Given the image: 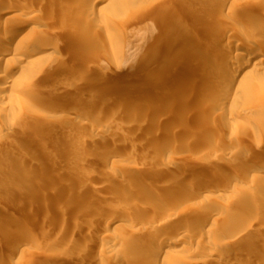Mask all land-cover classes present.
<instances>
[{"label":"rangeland","instance_id":"obj_1","mask_svg":"<svg viewBox=\"0 0 264 264\" xmlns=\"http://www.w3.org/2000/svg\"><path fill=\"white\" fill-rule=\"evenodd\" d=\"M76 1L0 0V12L4 11L0 16V21L6 23L5 25L9 28L17 26L25 29H23L25 31L24 35L27 38L17 41L13 49L19 44H24L26 46L25 53L27 54L24 53V56L29 58V61L32 60L41 66H48L51 63L54 64L55 61H59V63H62L60 65L65 67V69L57 67L52 71L51 77L59 81L56 85L42 84L43 86L31 87L30 93L34 95L28 94L29 97H20L15 89H6L5 93H13L14 96L16 94L22 100L17 103L16 107L12 101H7L6 106L0 105V208H5L13 213L15 221H18V224L26 229L25 232L27 230L31 231L27 234L22 233L23 231L21 234L18 232L8 233L7 235L0 233V235L2 234L0 244L1 242L4 243L1 244L0 264H31L29 262L31 256L35 257L34 264H95V261L104 255L108 257L109 252L102 248L103 243L108 242L104 239V236L106 238L104 231L101 229L92 230L89 224L98 216L99 209L105 205L106 198L110 195L120 197L118 191L122 188L130 190L129 194L131 191L134 194L131 193L132 198L129 201V209L127 208L129 212L132 210L133 215L129 216L132 213L126 214L125 212L119 214L121 217L125 213L124 215L128 216L127 220L130 219L129 217L132 220L127 221L123 215L119 219V225H122L123 229L120 228L119 232L117 230L114 233V239L118 240L117 245L113 248H118L115 252L119 254L121 261L126 259V261L134 264H154L156 259L153 262H145L143 260L145 255L142 250L135 248L137 251L134 252L132 244L139 245L141 243L146 245L155 233L154 228L151 227L152 224H148L153 222L161 224L167 216L166 213L172 208L175 209L177 205L176 210H173L181 216L178 215V220H180L174 221L175 224L180 225V229H182L181 227L185 229L187 222L192 221L198 232L196 234L193 228L194 231L191 230L190 232L195 233L197 236L193 234L195 236L192 235V241L190 239V241L188 240L183 244H177L179 239L176 234H164L165 237L170 236L171 239L169 249L173 253L172 258L175 260L173 264H233L232 260L236 251H238L236 255L242 252L249 260L252 259L246 264H264V257L263 261H254L255 257L264 256V216L256 220L249 213L255 207L264 208V191L260 187L263 181L260 179L261 175L259 176L256 173L247 174L242 168V164H247V162L260 168L264 165V98L260 96V92L264 90V77L258 81L259 84L256 88L253 87L251 91H248L250 97L247 94H239L233 105L208 104L206 107L208 115L206 118L204 117L207 122L203 124L195 120L201 116L199 115L201 104L198 105V102L207 100L208 95L213 91V86L221 78L220 73L225 69V63L223 62L226 59L221 60V62L219 60L221 56H218L217 53L233 52L235 44L238 42H247V44L252 42L251 44H253L258 39L255 38L258 35L256 33H259L260 37L264 36V0L261 3L259 2L261 4L259 10L261 11L258 10V20L257 18L250 19L251 21H248L249 25L240 14V12H243L240 7L244 6L245 0H231L235 3V7L229 13L217 12L221 0H121L119 11H116L113 6L104 11L113 17L114 24H111V28L115 36L106 34L105 29H100L102 32L99 31L90 22L84 23L82 21L84 15L89 11L88 8L91 7V0H86L79 8L76 18H73L71 12L72 8H75ZM235 15L237 19L234 17ZM222 21L224 24H222ZM212 22H215V24H212ZM252 28L254 29L252 30ZM259 30L262 32H259ZM178 37H183L185 40L188 37L195 38L196 41L189 39V41H186L188 45L187 43L183 45L185 47L181 48L180 52L178 51L179 54L177 52L174 57L167 54L161 55L162 57L158 58V62L152 61L151 65L150 62L160 47L171 44ZM26 40H29L27 45L25 44ZM197 44H201L205 49L201 52L202 54H199L195 62L192 61V67H189L191 58L196 53L198 54L197 50L199 48L197 47L199 46ZM124 49H130L131 52L136 51L138 53L131 61L130 66L132 68L133 66H141V71L139 70L128 77H125L127 72L124 75L123 72L118 74L117 70H114L116 69L115 62L128 59ZM262 49L264 47L261 48L262 52L258 55L254 51L250 53L264 57V50ZM240 52L245 55L244 57L250 54L245 49L240 50ZM213 62L216 65L219 63L220 66L215 67V65L212 70L208 69L213 65ZM162 63L168 66L165 68ZM20 64H13V71L14 69L16 71V68L18 70ZM169 65L171 67L167 69ZM172 65L175 66L172 67ZM191 69H198L199 78H202L200 80L203 86H199L198 89L209 86L210 91L206 96L190 90L187 86L191 78L187 74L192 71ZM161 70L162 72H160ZM84 74L86 75L85 81L80 82ZM148 77L150 78L148 79ZM143 78L148 80L145 81ZM157 78L161 82L164 80V85L171 82L170 84L176 85L175 87L181 89L186 95L191 94V99L186 102L187 111H183L182 105L179 106L182 103L178 102L179 95L174 99L178 102L174 109H178L177 112L186 113L184 116L185 121L188 118H190L188 122L194 119L195 121L191 120L193 128H188L189 125L186 124L176 125L179 121L174 119L173 116L170 120V114L167 111L170 108L168 106L170 100H168V94L166 91L164 92V89L156 99V102L160 103L161 106L159 104L160 107L154 108L153 111L144 108L138 114L133 113V107L119 110L115 106H111V109L107 105L108 100L111 98H119L121 106L134 99V97L140 98L141 95L130 96L132 89L137 85L140 87ZM228 78L227 75L224 79ZM74 81L78 85L87 86V90L81 94H70L72 85L75 86ZM42 83L44 82L42 81ZM66 89L70 90L67 91ZM35 93L46 95V100L38 102L33 97ZM90 93L91 95H89ZM141 97L146 100L145 96ZM31 98L33 99L31 100ZM243 113L254 116L258 121L243 118L241 116ZM108 114H110V120L106 116ZM221 115L223 118H221ZM201 118L203 119V117ZM156 122L158 124H155ZM99 128L105 132L108 129L113 131L114 134L111 138H105L103 137L105 132H94L95 129ZM153 129L154 132H152ZM170 129L171 132H169ZM162 134V141L158 142ZM110 139L116 143L114 149H117L115 151L119 153L118 155L122 159L118 157L113 159L110 158L109 153L105 154L109 151L104 152L103 146ZM23 141H30L31 143L27 150L21 151L19 148L16 151L10 150L11 145ZM50 144H57L55 145L57 147L54 148L57 149V152L53 150V155H56V153L60 155L62 151H72L71 153L77 156L74 158L78 159L79 157L81 160L79 166L81 169L78 171L79 164L74 162L67 163L62 168L60 167L59 170L61 171L57 170V173L55 171H49V174L46 173V166L49 161L43 160L40 150ZM248 155L252 157L250 160H247ZM167 163L173 164L172 169L169 170L170 173L165 171ZM183 169L188 171L181 174L180 171ZM113 171L116 172L115 174L130 172L132 181H119L117 175H113ZM188 172L192 173L191 176H188ZM111 173L113 174L111 175ZM68 174L73 175L72 178L69 176L72 180L68 177ZM25 178L27 182L24 183ZM200 178L207 184L204 185V188L192 191L191 186L195 185L196 180H200ZM231 181L233 182L231 183ZM259 181L260 183H258ZM170 182H174L172 186L176 185L177 187L176 189L173 186L174 195L168 201V204L172 206L166 207V204H164L156 206L157 208H151V202L156 203L155 199L141 201L140 206L142 207L138 209L133 206V201L137 198H134L136 193L139 196V190L143 191V187H145L144 190L147 191V187L148 191H153L158 195L161 188L166 184H170ZM235 186L240 187L239 189H233ZM248 187L252 188L253 194L252 192L249 193ZM247 188L248 191H246ZM134 190H138L139 193ZM187 195H191V197L187 198ZM3 199H6V202ZM172 199L175 200V207H173ZM147 205L150 207H147ZM144 207L146 208L144 209ZM150 208L153 210H150ZM229 209L234 211L229 212ZM156 210L158 212L164 211L158 213ZM156 212L158 215H156ZM152 213H156L155 215L158 216L159 221ZM234 213L237 215L235 218H233ZM122 218L125 222L120 221ZM160 218L163 221L160 222ZM201 219L203 221H200ZM46 220L50 222L47 223ZM78 226H80V229ZM114 226L116 227V225ZM114 226L112 228L115 229ZM248 226H252V228L248 229ZM244 229L247 230L243 231L244 234H241L239 238L238 234ZM76 230L78 231L76 232ZM1 237L3 238L1 239ZM85 237L89 238L85 239ZM20 238L22 239L20 240ZM15 239L20 240L18 244L14 242ZM203 239H206L205 241L210 239L214 243L213 245H205ZM87 241L90 244L86 245ZM124 244L125 247L123 248L122 245ZM5 246H7V249ZM128 246H131V252L127 249ZM80 247L84 248L83 252L85 253L81 257L82 260H73V257H75L74 252ZM209 251H214V253L210 252L209 255ZM9 252H13V256L6 255ZM160 260L159 264H162L163 261ZM109 264H115V262L110 261Z\"/></svg>","mask_w":264,"mask_h":264},{"label":"bare ground","instance_id":"obj_2","mask_svg":"<svg viewBox=\"0 0 264 264\" xmlns=\"http://www.w3.org/2000/svg\"><path fill=\"white\" fill-rule=\"evenodd\" d=\"M85 1L86 0H77L76 1V4H75V8H72L73 10H72V12H71V15H72V17L73 18H76V16H77V12H78V10H79V8L80 7H82L81 5H83V3H85ZM92 2H91V7L90 8H88V12H87V14H85L84 15V17L82 18V21H84V23H88V22H90V23H92V24H94L95 26L94 27H96L99 31H101L100 29H102V30H104L105 32H106V34H110V35H114L115 36V34H114V31H113V29L111 28V24L114 22V20H113V17L112 16H110V15H108V14H106V12H104L106 9H108V8H110L111 6H113L114 7V9L116 10V11H119L120 10V8H121V5L119 4L120 3V1L121 0H91ZM263 0H248V1H246L245 0V4H243L244 6H239L241 9H243V12L241 13L240 12V14L244 17V19H245V22L247 21V23H248V21L250 20V19H253V18H257V13H258V10H259V5H261V4H259V2L261 3ZM235 7V3L233 2V1H231V0H221V5H220V7H219V9H217V12H220V13H225V12H227V13H229V12H231L232 10H233V8ZM3 10V9H2ZM115 11V12H116ZM238 11H240L239 9H238ZM259 11H261V10H259ZM2 12H4V11H2ZM2 12H0V16H1V14H3ZM117 13V12H116ZM235 13V12H234ZM219 14V13H218ZM264 14V13H263ZM263 14H261V15H263ZM259 15H260V12H259ZM229 16V15H228ZM240 16V15H239ZM220 17V16H219ZM234 17H236V15L234 16ZM233 17V18H234ZM217 19H218V17H217ZM236 19H237V17H236ZM235 19V20H236ZM238 19H239V17H238ZM243 19V20H244ZM260 19V18H259ZM264 19V18H263ZM0 20H1V18H0ZM219 20V19H218ZM220 20H222V19H220ZM241 20V19H240ZM257 20H258V18H257ZM237 21V20H236ZM239 21V20H238ZM251 21V20H250ZM249 21V22H250ZM219 22V21H218ZM263 22V21H262ZM6 23H3L2 21H0V105L2 106V105H4V106H6V102L7 101H12L13 102V105L16 107L18 104L17 103H19L20 102V100H22V98L20 99V97L22 96H30V95H28V94H31V95H34V94H32V93H30L31 92V87H34V86H43L44 84L46 85H56V83L57 82H59L58 80H56L55 78H53V77H51V75H52V71H54V69H56L57 67H62V69H65V67L62 65H60V64H62V63H59V61H55V63L54 64H50V65H48V66H41V65H38V64H36L34 61H32V60H30L29 61V58H27V57H25L24 56V53H25V49H26V46H24V44H19V45H17V47L15 48V49H13V46L15 45V43L17 42V41H20V40H25L27 37H25V29L24 28H19V27H17V26H11L10 28L9 27H7L6 25H5ZM114 24V23H113ZM212 24H215V22L213 23L212 22ZM219 24H221V22H219ZM222 24H224V22L222 21ZM248 25H249V23H248ZM247 25V26H248ZM254 25H255V23H254ZM113 26V25H112ZM244 26V25H243ZM257 26V25H256ZM95 28V29H96ZM261 28V27H260ZM24 29V30H23ZM96 29V30H97ZM254 28H252V30H253ZM264 29V28H263ZM262 29V30H263ZM261 30H259V32H260ZM102 32V31H101ZM104 32V33H105ZM250 32V31H249ZM255 32V31H254ZM253 32V33H254ZM262 32V31H261ZM194 33V32H193ZM242 33V32H241ZM252 33V34H253ZM256 33V32H255ZM264 33V32H263ZM27 34V33H26ZM246 34V33H245ZM248 34H250V33H248ZM247 34V35H248ZM256 34H258L257 36H256ZM255 34V38H258L257 39V41L255 40L254 41V43L253 44H247V42H238V43H236L235 44V47H234V51L232 52V51H226L225 53L224 52H221L220 54L219 53H217L218 54V56H221L220 58L221 59H219L220 61L222 60V61H224L223 59H226V61H224L223 63H225L224 65H225V69L220 73L221 75V78L219 79V81L213 86V91H212V93L211 94H209L208 95V97H207V100L205 101V100H203V101H205V102H203V101H199L198 102V105H200L201 106V108H200V110H199V112H200V114L199 115H201L200 116V118H198V119H195V120H197V121H199V123H203V124H205L206 122H207V119H205L206 118V116L208 115V111H207V109H206V107H207V105L208 104H212V105H219V106H225V105H233L234 104V102L236 101V98H237V95H239V94H243V95H248V97H250V93L248 94V91H251V88H253V87H257L258 86V84H259V80H261L263 77H264V57H261V56H256V55H258L259 53H261L262 51H261V48L262 47H264V36H261L260 37V34L259 33H256ZM24 35V36H23ZM117 35V34H116ZM241 35V34H240ZM264 35V34H263ZM250 36V35H249ZM248 36V37H249ZM113 37V36H112ZM185 38V37H184ZM197 38V37H196ZM243 38V37H242ZM189 39H191V38H187L186 40L185 39H183V37L181 38V37H178V38H176L170 45L168 44V45H165V46H162V47H160V49L158 50V52H157V54L153 57V59L151 60V62H150V64L152 65V61H154V62H158V58L162 55H164V54H167V55H172L173 57L174 56H176V54H177V52L181 49V48H183V47H185V46H183V45H185L187 42L186 41H189ZM192 40H194V41H196L195 40V38H193V39H191V41ZM245 40V39H244ZM251 40H252V38H251ZM242 41H243V39H242ZM199 42V41H198ZM197 42V43H198ZM27 43H29V40L27 41L26 40V45H27ZM196 43V42H195ZM187 45H188V43H187ZM190 45V44H189ZM198 45V44H197ZM201 44H199L198 46L199 47H197V48H199V50H197L198 51V54L196 53H194L195 55L191 58V64H190V66L189 67H192V65H193V62H195L197 59H198V57H199V54L202 52V51H204V49H205V47L204 46H200ZM191 46V45H190ZM207 47V46H206ZM187 49V48H186ZM186 49H185V51H186ZM242 49H245L248 53H250V52H252V51H254V52H256L257 54L255 55L254 53L252 54V53H250V54H248L246 57H244L245 55L242 53V52H240V50H242ZM207 50V49H206ZM262 50H264V49H262ZM138 51V50H137ZM180 52V51H179ZM179 52H178V54H179ZM124 53L125 54H127L128 56V59L126 58L124 61H123V59L122 60H118V62H115L116 63V69H114V70H117V73L118 74H120V73H124V75H125V73L127 72V74L125 75V77H128V76H131V74H134L135 72H138L140 69H141V66L139 67V66H133V68L130 66L132 63H131V61L134 59V57L138 54L136 51H132L131 52V50L129 49V50H126V49H124ZM123 53V54H124ZM187 53V52H186ZM26 54V53H25ZM202 54V53H201ZM216 54V55H217ZM27 55V54H26ZM161 56V57H162ZM171 57V56H170ZM169 57V58H170ZM217 57V56H216ZM61 58V57H60ZM59 58V59H60ZM164 59H165V57H163ZM172 58V57H171ZM181 58H182V56H181ZM203 58V57H202ZM28 59V60H27ZM63 59V58H62ZM161 59V58H160ZM167 59V58H166ZM209 59V58H208ZM64 60V59H63ZM173 60V59H172ZM243 60H244V62H243ZM174 61V63H176L175 62V60H173ZM186 61V60H185ZM188 61V60H187ZM186 61V62H187ZM193 61V62H192ZM202 61V60H201ZM212 61H213V59H212ZM221 61V62H222ZM227 61H229L230 63H228ZM149 62V61H148ZM160 62H163V61H160ZM180 62V61H179ZM206 62H208V61H206ZM15 63H21L20 65H19V67H18V70H17V68H16V71H15V69H14V71H13V64H15ZM22 63H23V65H22ZM25 63V64H24ZM166 63V62H165ZM172 63V62H171ZM170 63V64H171ZM202 63V62H201ZM227 63V64H226ZM109 64V63H108ZM147 64V63H146ZM149 64V65H150ZM162 64H164V63H162ZM210 64V63H209ZM148 65V64H147ZM156 65H157V63H156ZM189 65V64H188ZM204 65V64H203ZM216 65V63L215 62H213V65H211L208 69H211L212 70V68H213V66H215ZM217 65H219V63L217 64ZM217 65L215 66V67H217ZM112 66V65H111ZM159 66V65H158ZM157 66V67H158ZM168 65H165L164 64V67L166 68ZM173 66H175V65H172V67ZM220 66V65H219ZM15 67V66H14ZM64 67V68H63ZM110 67V66H109ZM131 67V68H130ZM170 65H169V68H167V69H170ZM188 67V68H189ZM160 68H161V66H160ZM159 68V69H160ZM190 69V68H189ZM165 70V69H164ZM192 70V69H191ZM57 71V70H56ZM66 71H67V69H66ZM113 71V70H112ZM141 71V70H140ZM198 69L197 70H192V71H189V73L187 74V76H190L191 78H190V80L188 81V84H187V86L189 87V89L190 90H194L195 92H197L198 94H201V95H207L208 93H209V86H207V87H202L201 89H198L199 88V86H203V85H201V83H202V81L200 80V79H202V78H199V75H198ZM201 71V70H200ZM260 71V72H259ZM115 72V71H114ZM160 72H162V70L160 71ZM106 73V72H105ZM111 73V72H110ZM117 73L115 74V76L117 75ZM208 73V72H207ZM207 73H205V74H207ZM210 73V72H209ZM88 74H89V72H88ZM103 74V73H102ZM101 74V75H102ZM16 75V77H14ZM93 75V74H92ZM114 75V74H113ZM122 75V74H121ZM123 75V76H124ZM150 75V74H149ZM148 75V76H149ZM219 75V74H218ZM227 75H228V79H224L225 77H227ZM54 76V75H53ZM83 77V79L80 81V82H84L85 81V77H86V75L84 74V75H82ZM80 77V76H79ZM87 77H89L88 75H87ZM93 77V76H92ZM96 77V76H95ZM106 77V76H105ZM101 78V77H100ZM102 78H103V76H102ZM139 78V77H138ZM150 77H148V79H149ZM156 78V77H155ZM183 78H185V77H183ZM105 79V78H104ZM144 79V78H143ZM147 78H146V80L145 81H147L148 80ZM163 79V78H162ZM84 80V81H83ZM89 80V79H88ZM87 80V81H88ZM100 80V79H99ZM153 80V79H152ZM152 80H150V82L148 81V83H145V84H143V85H141L140 87H138V85L136 86V87H134V89H132L131 91L133 92H131V95L130 96H136V95H141V96H145L146 97V100H144V99H142V97L140 96V98H136V97H134V99H131V100H129V101H127V103H125L124 101L122 102L124 105L123 106H121V101H120V99L119 98H111V99H109L108 100V102H107V105L111 108V106H115V107H117V108H119V110L120 109H126V108H132L133 107V113L135 112V113H138L139 114V111L140 110H142V109H148V110H152L153 111V109L154 108H158V107H160L161 106V104H160V106H159V104L156 102V99H158V97H159V95L163 92V89H164V92L166 91V93L168 94V100H170V102H169V104H168V106L170 107V108H168V112H169V114H170V120H171V117L173 116L174 117V119H176V120H178L179 121V123H177V121H175L177 124L176 125H178V124H181V125H189V127L188 128H193V124H191L192 123V121L194 120V119H191L189 122H188V120L190 119V118H188V120L187 121H185L184 120V116H185V114L186 113H183V112H180V111H176V110H178V109H174V108H176L175 107V105L176 104H178V102H182L179 106H181L182 105V107L184 108L183 109V111H187V109L188 108H186L187 107V105H186V102L187 101H189L190 99H191V94L188 96V95H186L183 91H181V89H177L173 84H166V85H164V80H162V82L160 81V79H155L154 81H152ZM167 80V79H166ZM42 81L44 82V83H42ZM66 81V80H65ZM64 81V82H65ZM104 81V80H103ZM143 81V80H142ZM206 81V80H205ZM64 82H63V84H64ZM79 82V81H78ZM89 82V81H88ZM66 83V82H65ZM72 83V82H71ZM87 83V82H86ZM43 84V85H42ZM60 84V83H59ZM68 84H70V83H68ZM74 84H75V86L74 85H72V88H71V93L70 94H72V95H76V93H84V91L85 90H87V86L85 87V86H83V85H81V84H76L75 83V81H74ZM65 85V84H64ZM38 86V87H39ZM60 86H62V85H60ZM74 86V87H73ZM135 86V85H134ZM71 87V86H70ZM53 88V87H52ZM51 88V89H52ZM67 88H69V87H67ZM6 89H15V92L16 93H18L19 94V96H16V94H15V96L14 95H12V94H7V93H5V90ZM43 89H45V88H43ZM50 89V88H49ZM67 90V89H66ZM70 90V89H69ZM69 90H67V91H69ZM47 91V90H46ZM94 91V90H93ZM43 92V91H42ZM51 92H52V90H51ZM89 92V91H88ZM96 92H97V90H96ZM259 92H260V90H259ZM92 93V92H91ZM91 93L89 94V95H91ZM88 94V93H87ZM95 94V93H94ZM93 94V95H94ZM97 94V93H96ZM48 95V94H47ZM178 95H179V100H178V102L177 101H174V99H175V97H178ZM69 96V95H68ZM85 96V95H84ZM87 96V95H86ZM119 96V95H118ZM204 96V98L206 99V97ZM260 96L262 97V98H264V90H262L261 92H260ZM34 97V99L35 100H37L38 102H42V100H46L45 98H47L46 97V95H44V94H42V93H35V96H33ZM74 97V96H73ZM76 97V96H75ZM94 97H96V96H94ZM94 97H93V99H94ZM129 97V96H128ZM164 97V96H163ZM167 97V96H166ZM166 97H165V99H166ZM33 98H31V100H32ZM83 99V98H82ZM85 100H86V98H84ZM106 100H107V98H105ZM104 99V100H105ZM164 99V100H165ZM92 100V99H91ZM97 100V99H96ZM105 100V101H106ZM122 100V99H121ZM124 100V99H123ZM160 100H161V98H160ZM73 101V100H72ZM87 101V100H86ZM46 102V101H45ZM69 103H71V102H69ZM84 103V102H83ZM98 103V102H97ZM64 104V103H63ZM86 104V103H85ZM84 104V105H85ZM68 105H70V104H68ZM83 105V106H84ZM106 105V104H105ZM166 105V104H165ZM164 105V106H165ZM203 105V106H202ZM61 106H62V104H61ZM82 106V107H83ZM64 107V106H63ZM108 107V108H109ZM115 107H114V109H115ZM84 108V107H83ZM109 108V109H110ZM166 108V107H165ZM62 109V108H61ZM67 109V108H66ZM82 109V108H81ZM85 109V108H84ZM112 109V108H111ZM167 109V108H166ZM72 110V109H71ZM104 110V109H103ZM131 110V109H130ZM164 110V109H163ZM216 110V109H215ZM218 110V109H217ZM68 111V110H67ZM116 111V110H115ZM115 111H113V112H115ZM157 111V110H156ZM101 112V111H100ZM110 112H112V111H110ZM109 112V113H110ZM96 113V112H95ZM132 113V112H131ZM120 114V113H119ZM148 114V113H147ZM158 114V113H157ZM94 115V114H93ZM103 115V114H102ZM110 114H108V115H106L107 117H108V119L110 118V116H109ZM137 115V114H136ZM149 115V114H148ZM147 115V116H148ZM116 116V115H115ZM132 116V115H131ZM166 116V115H165ZM168 116V115H167ZM166 116V117H167ZM243 118H246V119H249V120H255L256 122L258 121L257 119H255V117L254 116H250L249 114H247V113H243L242 115H241ZM93 117V116H92ZM103 117H105V116H103ZM102 117V118H103ZM112 117V116H111ZM137 117H138V115H137ZM145 117V116H144ZM149 117V116H148ZM151 117H152V115H151ZM160 117V116H159ZM162 117V116H161ZM201 117H203V119L201 118ZM205 117V118H204ZM106 118V117H105ZM192 118V117H191ZM221 118H223V116L221 115ZM90 119H92V118H90ZM114 119V118H113ZM156 119V118H155ZM93 120V119H92ZM110 120V119H109ZM164 120V119H163ZM163 120H160V121H163ZM167 120H168V118H167ZM194 120V121H195ZM118 121V120H117ZM150 121V120H149ZM156 121V120H155ZM154 121V122H155ZM158 121V120H157ZM164 121H166V120H164ZM76 122V121H75ZM78 122V121H77ZM86 122V121H85ZM88 122V121H87ZM116 122V121H115ZM145 122H146V120H145ZM108 123V122H107ZM118 123V122H117ZM120 123H121V121H120ZM151 123V122H150ZM84 124V123H83ZM88 124H89V122H88ZM99 124V123H98ZM155 124H158L157 122L155 123ZM155 124H153V125H155ZM164 124V123H163ZM166 124V123H165ZM80 125H82V124H80ZM86 125H87V123H86ZM85 125V126H86ZM101 125V124H100ZM99 125V126H100ZM146 125V124H145ZM170 125H174V124H170ZM84 126V125H83ZM90 126V125H89ZM95 127V126H94ZM93 127V128H94ZM150 127H152L151 125H150ZM147 128H148V126H147ZM156 128V127H155ZM154 128V129H155ZM170 128V126L168 127V129ZM187 128V127H186ZM79 129V128H78ZM107 129V128H106ZM110 129V128H109ZM154 129H153V131L152 132H154ZM164 129H165V127H164ZM91 130H93V129H91ZM159 130V129H158ZM157 130V131H158ZM162 130V129H161ZM165 130H167V129H165ZM173 130H175V129H173ZM163 131V130H162ZM176 131V130H175ZM94 132H96V133H103V132H105L103 129H101V128H99V129H95V131ZM150 132V131H149ZM156 132V131H155ZM166 132V131H165ZM169 132H171V129H170V131ZM4 133V132H3ZM2 133V134H3ZM117 133V132H116ZM163 133V132H162ZM113 134H114V132L113 131H110V130H106V132L105 133H103V137H107V138H111V136H113ZM161 134V133H160ZM164 134V133H163ZM163 134L161 135V137L158 139V142H161L162 141V137H163ZM166 135V134H165ZM169 135V134H168ZM124 136V135H123ZM167 136V135H166ZM172 136V135H171ZM169 138V137H168ZM53 139H54V137H53ZM124 139H125V137H124ZM58 140H60V139H58ZM127 140V139H126ZM91 141V140H90ZM120 141H122V140H120ZM54 142V141H53ZM56 142V141H55ZM14 143V142H13ZM13 143H11V144H13ZM76 143H78V142H76ZM81 143V142H80ZM30 141L28 142V141H23V142H16V143H14L13 145H11V147H10V150H12V151H16V150H18V148H19V150H27L29 147H30ZM86 144H88V143H86ZM90 144V143H89ZM95 144V143H94ZM94 144H93V147H94ZM156 144H157V142H156ZM159 144V143H158ZM55 145H57V144H55ZM55 145H53V144H50V145H48L47 147H42V149L40 150L41 151V154H42V158H43V160H45V161H49V163H48V165L46 166V173H48L49 174V171H57V170H59V169H61L63 166H65V164H67V163H74V162H78V171H79V169H81V167H79L80 166V163H81V160L79 159V157H78V159L77 158H74V157H77V156H74L75 154H73V153H71V152H68V151H62V153L58 156L57 155V153H56V155H53L52 154V152H53V150H55L54 148L55 147H57V146H55ZM60 145H61V143H60ZM98 145V144H97ZM161 145V144H160ZM76 146V145H75ZM118 146V145H117ZM85 147V146H84ZM98 147V146H97ZM114 147H116V143H114L113 142V140H108V141H106V143L104 144V146H103V149H104V152H106V151H109V152H107V153H105V154H108L109 153V156H110V158H120L119 157V153L117 152V151H115V150H117V149H114ZM120 147V146H119ZM71 148V147H70ZM72 149V148H71ZM85 149V148H84ZM90 149V148H89ZM92 149V148H91ZM30 150V149H29ZM57 150V149H56ZM55 150V151H56ZM79 150V149H78ZM86 150V149H85ZM57 152V151H56ZM110 152H111V154H110ZM121 152H122V150H121ZM58 153H59V151H58ZM260 154H262V153H260ZM78 155V154H77ZM126 155V154H125ZM251 155V154H250ZM17 156V155H16ZM81 156V155H80ZM249 156V155H248ZM253 156V155H252ZM14 157V156H13ZM255 157V156H254ZM104 158H106V157H104ZM104 158H102V159H104ZM110 158H108V159H110ZM129 158V157H128ZM248 158V157H247ZM250 158H252V157H250L249 156V158L247 159V160H250ZM94 159V158H93ZM112 159V160H113ZM120 159H122V158H120ZM255 159V158H254ZM253 159V160H254ZM88 160V159H87ZM252 160V159H251ZM256 160V159H255ZM95 161V160H94ZM98 161V160H97ZM103 161H105V160H103ZM102 161V162H103ZM91 162V161H90ZM244 162V161H243ZM106 163V162H105ZM259 163V162H258ZM85 164V163H84ZM96 164H98V163H96ZM101 164V163H100ZM107 164V163H106ZM109 164H111V163H109ZM115 164V163H114ZM168 165H167V167H165V171L166 172H169V170H171L172 169V163H167ZM249 164V165H248ZM77 165V164H76ZM101 165H103V164H101ZM105 165V164H104ZM174 165H176V164H174ZM61 167V168H60ZM41 168V167H40ZM186 168V167H185ZM188 168V167H187ZM242 168H243V170H244V172H246L247 174H254V173H256V174H258L259 176L261 175V177H260V179H262L261 181H263L262 182V184H261V190H263L264 191V165H263V167L262 168H260L259 166H257V165H251L250 163H248L247 162V164L245 163V164H242ZM40 170V169H39ZM164 170V169H163ZM1 171V170H0ZM59 171H61V170H59ZM115 171V170H114ZM114 171H113V173H114ZM124 171V170H123ZM130 171V170H129ZM136 171V170H135ZM141 171V170H140ZM188 171V170H187ZM186 170H181L180 172H181V174L182 173H186L187 172ZM196 171V170H195ZM40 172V171H39ZM190 172V171H189ZM188 172V173H189ZM192 172V171H191ZM57 173V172H56ZM67 173H69V172H67ZM113 173H111V175L113 174ZM116 173V172H115ZM113 174V175H117V178L119 179V181H121V182H124V181H129V182H131L132 181V179H131V174H130V172L128 173V172H122V173H120V174ZM162 173V172H161ZM170 173V172H169ZM187 173V174H188ZM3 174V173H2ZM192 174V173H191ZM191 174L189 173L188 174V176L190 175L191 176ZM195 174V173H194ZM245 174V173H244ZM31 175H32V173H31ZM38 175V174H37ZM37 175H35V176H37ZM56 175V174H55ZM174 175V174H173ZM173 175H172V177H173ZM179 175V174H178ZM29 176V175H28ZM45 176V175H44ZM64 176V175H63ZM70 176V174H68V177ZM73 176V175H72ZM72 176H70L71 178H72ZM131 176V177H130ZM183 176H184V174H183ZM204 176V175H203ZM39 177V176H38ZM51 177V176H50ZM69 177V178H70ZM133 177H134V175H133ZM138 177V176H137ZM171 177V178H172ZM31 178V177H30ZM64 178V177H63ZM68 178V179H69ZM70 178V179H71ZM98 178V177H97ZM104 178V177H103ZM108 178V177H107ZM136 178V177H135ZM183 178V177H182ZM191 178V177H190ZM233 178V177H232ZM239 178V177H238ZM255 178V177H254ZM258 178V177H257ZM256 178V179H257ZM100 179V178H99ZM106 179V178H105ZM134 179V178H133ZM137 179V178H136ZM180 179H181V177H180ZM205 179V178H204ZM213 179V178H212ZM45 180V179H44ZM67 180V179H66ZM72 180V179H71ZM95 180H96V178H95ZM102 180V179H101ZM183 180V179H182ZM193 180V179H192ZM235 180V179H234ZM259 180V179H258ZM62 181V180H61ZM134 181V180H133ZM175 181V180H174ZM187 181V180H186ZM209 181H211V180H209ZM208 181V182H209ZM236 181V180H235ZM23 182L25 183V182H27L26 181V178L23 180ZM98 182V181H97ZM96 182V183H97ZM139 182V181H138ZM233 181H231V183H232ZM134 183V182H133ZM140 183H142V182H140ZM253 183V182H252ZM258 183H260V181L258 182ZM172 184H174V182L173 183H171L170 182V184H166V185H164L162 188H161V191H160V193L158 194V195H156L153 191L151 192V191H148V188L146 187V189H147V191L146 190H144V188L145 187H143L142 189H143V191H140L139 190V192H138V190L136 191V190H134V191H136V192H138L139 193V196L137 195V193H136V196L134 197V198H136L134 201H133V199H132V201L134 202V204H133V206L136 208V209H138V208H140V207H142V206H140V202L141 201H143V200H156L155 202L156 203H152L151 202V208L152 207H156V206H160V205H164V204H166V207H170V206H172V205H169L168 204V201L170 200V198H172L173 197V195H174V193H173V186H175V188L177 189V187H176V185H173L172 186ZM178 184H179V182H178ZM186 184V183H185ZM207 184V182H205V181H202L201 180V178H200V180H196V183H195V185H193V186H191L192 187V191H195L196 189H199V188H204V185H206ZM211 184H213V183H211ZM121 185H123V184H121ZM129 185V184H128ZM184 185V184H183ZM234 185V184H233ZM238 185V184H237ZM245 185V184H244ZM244 185H242V186H244ZM256 185V184H255ZM254 185V186H255ZM258 186H259V184H257ZM126 186V185H125ZM179 186V185H178ZM211 186V185H210ZM246 186H248V185H246ZM253 186V187H254ZM44 187V186H43ZM121 187H123V186H121ZM240 187V186H239ZM239 187L238 186H235L233 189H239ZM259 187V188H260ZM140 189H141V187H139ZM179 188H182V187H179ZM187 188V187H186ZM249 188V193H251L252 191V188L251 187H248ZM248 188H247V190L246 191H248ZM251 188V189H250ZM255 188V187H254ZM253 188V189H254ZM207 189V188H206ZM215 189H216V187H215ZM230 189H231V187H230ZM154 190V189H153ZM179 190V189H178ZM188 190V189H187ZM116 191V190H115ZM129 191L130 190H127L126 188H122L121 190H119L118 192V194L120 195V197H115V195L114 196H111L110 194V196H108V198H106V202H105V205H103V206H101L100 207V209H99V211L100 212H98V216L94 219V221L93 222H90V224H89V226L91 227L90 229H92V230H94V229H101V230H103L104 231V234L106 235V238H105V236H104V239L106 240V241H108V242H105V243H103V245H102V248L104 249V250H106L107 252H109V256L108 257H106V255H104L102 258H100V259H97V261H95V264H109V262L111 261V262H115V264L117 263V264H134V263H132V262H130V261H126V259H125V261H121L120 259H121V257H119V254H117V252H115V250H118V248H113L115 245H117V240L116 239H114L115 237H114V233L118 230V232H119V230H121V229H123V227H122V225H119L120 224V222H119V219L121 218V217H123V215L126 213H132L131 211L129 212V208H128V205L130 204V200H131V198H132V194H134V193H132V191H131V195L129 194ZM155 191V190H154ZM179 191H181V190H179ZM201 191V190H200ZM211 191H212V189H211ZM218 191V190H217ZM226 191V190H225ZM236 191V190H235ZM238 191V190H237ZM176 192V191H175ZM223 192V191H222ZM221 192V193H222ZM239 192H240V190H239ZM177 193H179V192H177ZM187 193V192H186ZM194 193V192H193ZM199 193V192H198ZM248 193V194H249ZM254 192H252V194H253ZM176 194V193H175ZM190 194V193H189ZM194 195V194H193ZM134 196V195H133ZM220 196H222L221 194H220ZM191 197V195H187V198H190ZM194 198H195V196H194ZM200 198V197H199ZM218 198H219V196H218ZM7 199V198H6ZM5 199V200H6ZM4 199H3V201L4 202H6ZM91 200V199H90ZM252 201H254L253 199H251ZM2 201V202H3ZM104 201V200H103ZM175 201V200H174ZM174 201H173V199H172V202H173V207H175V203H174ZM146 203L148 202V201H145ZM145 202H143V204H145ZM150 202V201H149ZM171 202V201H170ZM87 203V202H86ZM5 204V203H4ZM169 206H168V205ZM146 205V204H145ZM82 206V205H81ZM132 207V206H131ZM147 207H150V206H148L147 205ZM128 208V209H127ZM146 207H144V209H145ZM150 208V210H153V209H151ZM157 208V207H156ZM156 208H154V209H156ZM172 208V207H171ZM176 208H177V205H176V207H175V209L174 208H172V210H169L168 211V213H166V217L165 216H162V217H165L166 218V220H165V218H164V221L163 220H161V218H160V222L161 221H163V222H161V224H159V223H147L148 225H151V227L152 228H154V230H155V233H154V235L151 237V239L149 240V242L146 244V245H144V244H141V243H139V245L138 244H135V243H133L132 245H133V247H132V250L134 251V252H136L137 250H142V253H144V255H145V259H143V260H145V262H147V263H149V262H153L155 259H156V262L154 261V264H159V260L161 259V258H163V259H161L160 261L162 262V264H173L174 262H175V260H174V258H172V256H173V253L170 251V249H169V247H170V245H171V242H170V236L169 237H165V235L167 234V235H169V234H176V236L178 237V242H177V244H180V243H186L188 240L190 241V239H191V241H192V239H193V236H195L196 234H197V232L198 231H196V229H195V224L193 225L192 224V221L189 223V222H187V224L185 225L186 227H187V229H186V227H185V229L183 228V227H181L182 229H180L179 228V226L178 225H176L175 224V222L178 220V217L179 216H181V214L179 215L178 213H177V211H174V210H176ZM131 209V208H130ZM143 209V208H142ZM143 209V210H144ZM174 209V210H173ZM161 210V209H160ZM157 211V210H156ZM164 210H162V211H157L158 213H162ZM232 211H234V210H231V209H229V212H232ZM122 212H125L124 214H122L121 215V217L119 216V214H121ZM147 212V211H146ZM156 212V213H157ZM166 212V211H165ZM155 213V214H156ZM158 213L156 214V215H158ZM239 213V212H238ZM249 213H251L252 214V216H254V218L257 220V219H259V218H261V217H263L264 216V208H260V207H255V208H253ZM152 214H154V213H152ZM154 214V215H155ZM133 215V213L131 214V215H129V216H132ZM155 215V216H156ZM160 215V214H159ZM162 215V214H161ZM160 215V216H161ZM163 215H165V213H163ZM179 215V216H178ZM183 215V214H182ZM228 215V214H227ZM125 217H126V220H127V218H128V216L127 215H124ZM153 217V216H152ZM157 217V219H158V216H156ZM235 217H237V215H236V213H234V216H233V218H235ZM130 219V221L132 220V218L131 217H129ZM181 218V217H180ZM230 218V217H229ZM241 218V217H240ZM47 219V218H46ZM153 219V218H152ZM163 219V218H162ZM237 219V218H236ZM244 219V218H243ZM54 220V219H53ZM123 220V218L120 220V221H122ZM129 220H127V221H129ZM153 220H155V219H153ZM180 220V219H179ZM178 220V221H179ZM234 220V219H233ZM47 221V223H49L50 221H48V220H46ZM66 221V219L64 220V222ZM158 221H159V219H158ZM175 221V222H174ZM184 221H186V220H184ZM200 221H203L202 219L200 220ZM245 221V220H244ZM71 222V221H70ZM123 222H125L124 220H123ZM156 222V221H155ZM194 223V222H193ZM199 223V222H198ZM200 223H202V222H200ZM253 223V222H252ZM62 224H63V222H62ZM71 224V223H70ZM74 224H76L75 222H74ZM205 224V223H204ZM23 225H24V223H23ZM64 225V224H63ZM114 225H116V227L114 226ZM147 225V226H148ZM197 225V224H196ZM240 225V224H239ZM243 225V224H242ZM115 227V229L114 228H112V227ZM201 226V225H200ZM199 226V227H200ZM253 226V225H252ZM252 226H248L249 228L248 229H250V228H252ZM65 227H68V226H65ZM70 227V226H69ZM74 227V226H73ZM72 227V228H73ZM79 227V229H80V226H78ZM124 227H125V225H124ZM135 227V226H134ZM254 227V226H253ZM64 228V227H63ZM121 228V229H120ZM191 228V229H190ZM194 228V230H192ZM246 228V227H245ZM57 229V228H56ZM112 229V230H111ZM190 229V230H189ZM198 229V228H197ZM25 228L23 227V226H20L19 224H18V221H15V218L13 217V213H10V211H8L7 209H5V208H0V233H2L3 235H7L8 233H12V232H18L19 234H21V232L22 233H24L25 232ZM30 230V229H29ZM69 230V229H68ZM194 231V232H196V234L195 233H192V232H190V231ZM247 229H244V230H242L239 234H238V237L240 238V236H241V234H244V232L243 231H246ZM78 230H76V232H77ZM90 231V230H89ZM123 231V230H122ZM27 232H31V231H28L27 230ZM27 232H25L26 234H27ZM81 232V231H80ZM121 232V231H120ZM24 233V234H25ZM88 233V232H87ZM2 234L0 235V236H2ZM47 234V233H46ZM161 234H163L162 236H161ZM165 234V235H164ZM193 234H195V235H193ZM199 234V233H198ZM234 234V233H233ZM29 235V234H28ZM193 235V236H192ZM46 236V235H45ZM85 236V235H84ZM83 236V237H84ZM88 236V235H87ZM118 236V235H117ZM197 236V235H196ZM235 236V235H234ZM16 237V236H15ZM44 237V236H43ZM47 238H48V236H46ZM207 237V236H206ZM205 237V238H206ZM236 237V236H235ZM3 237H1V239H2ZM87 237H85V239H86ZM89 238V237H88ZM87 238V239H88ZM103 238V237H102ZM101 238V239H102ZM200 238H201V236H200ZM204 238V237H203ZM213 238V237H212ZM16 239H18V238H16ZM15 239V241L14 242H17V244H18V242L22 239V238H20V240H16ZM49 239V238H48ZM100 239V240H101ZM202 239V238H201ZM207 239V238H206ZM206 239H203L204 240V244L206 245H213V243H212V240L210 241V239L209 240H207V241H205ZM233 239H234V237H233ZM194 240H195V238H194ZM221 240V239H220ZM13 241V240H12ZM91 241V240H90ZM103 241V240H102ZM57 242V241H56ZM202 242V241H201ZM3 242H1V244H2ZM1 244H0V253H1ZM4 244V243H3ZM54 244V243H53ZM87 244H90L89 243V241H87L86 242V245ZM203 244V245H204ZM216 244V243H215ZM9 245V244H8ZM10 245H11V243H10ZM16 245V244H15ZM54 245H56V244H54ZM100 245V244H99ZM120 245H121V243H120ZM119 245V246H120ZM175 245H176V243H175ZM201 245V244H200ZM4 246V245H3ZM2 246V247H3ZM37 246V245H36ZM7 246H5V248H6ZM19 247V246H18ZM122 247L124 248L125 247V244L124 245H122ZM131 247V246H130ZM130 247L128 246L127 247V249L129 250V252H131L130 251ZM184 247V246H183ZM205 247V246H204ZM210 247H212V246H210ZM214 247V250H215V245L213 246ZM10 248V247H9ZM15 248H17V247H15ZM14 248V249H15ZM135 248H137V250L135 249ZM206 248H208V247H206ZM226 248V247H225ZM233 248V247H232ZM232 248H231V250H232ZM7 249V248H6ZM79 249V250H78ZM77 249V251L76 252H74L75 254V257H73L72 259L73 260H75L76 259V261H78L79 259H81L82 260V256H83V251H84V248H78ZM87 249V248H86ZM126 249V248H125ZM125 249H124V251H125ZM209 249H212V248H209ZM229 249V248H228ZM89 250V249H88ZM93 250V249H92ZM97 250H98V248H97ZM96 250V251H97ZM11 251V250H10ZM15 251V250H14ZM86 251V250H85ZM133 251H132V253H133ZM179 251H181V250H179ZM184 251V250H183ZM183 251H181V252H183ZM235 251V250H234ZM93 252V251H92ZM105 252V251H104ZM111 252V253H110ZM116 254H115V253ZM178 252V251H177ZM187 252H189V251H187ZM210 252L211 251H209L208 252V254L210 255ZM213 253H214V251H212ZM211 252V253H212ZM237 253H238V251H236ZM236 252H235V257L233 256V260H232V263L233 264H246V263H249V261H252V259L251 260H249L248 259V257H246L245 256V254L244 253H239V254H237L236 255ZM91 253V252H90ZM260 253V252H259ZM6 254V253H5ZM85 254V253H84ZM87 254V253H86ZM190 254H192V253H190ZM194 254V253H193ZM192 254V255H193ZM4 255V254H3ZM6 255H8V256H13V252H9V253H7ZM91 255V254H90ZM100 255V254H99ZM99 255H98V257H99ZM195 255V254H194ZM0 256H1V254H0ZM92 256V255H91ZM91 256H90V258H91ZM102 256V255H101ZM164 256V257H163ZM229 257H230V255H228ZM32 258H31V260L29 261V262H31V264H34V260H35V257H33V256H31ZM97 257V256H96ZM228 257V258H229ZM251 257V256H250ZM249 257V258H250ZM263 257L264 256H257V257H255L254 258V261L255 262H257V261H263L262 259H263ZM8 258V257H7ZM89 258V257H88ZM89 258V259H90ZM93 258V257H92ZM96 259V258H95ZM9 260V259H8ZM230 260V259H229ZM1 262V261H0ZM135 262V261H134ZM85 263V262H84ZM136 263V262H135ZM138 263V262H137ZM186 263V262H185ZM254 263V262H253ZM1 264H3V263H1ZM8 264H10V263H8ZM87 264V263H86ZM93 264V263H92ZM153 264V263H152Z\"/></svg>","mask_w":264,"mask_h":264}]
</instances>
